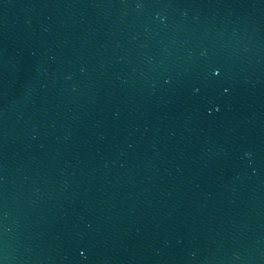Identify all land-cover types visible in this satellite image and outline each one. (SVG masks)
Returning a JSON list of instances; mask_svg holds the SVG:
<instances>
[{
	"label": "water",
	"instance_id": "obj_1",
	"mask_svg": "<svg viewBox=\"0 0 264 264\" xmlns=\"http://www.w3.org/2000/svg\"><path fill=\"white\" fill-rule=\"evenodd\" d=\"M0 264H264V0H0Z\"/></svg>",
	"mask_w": 264,
	"mask_h": 264
}]
</instances>
